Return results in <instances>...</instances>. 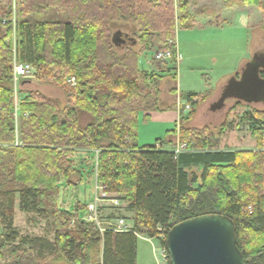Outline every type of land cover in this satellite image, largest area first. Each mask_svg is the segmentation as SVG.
Returning <instances> with one entry per match:
<instances>
[{
	"label": "trees",
	"instance_id": "16d2710c",
	"mask_svg": "<svg viewBox=\"0 0 264 264\" xmlns=\"http://www.w3.org/2000/svg\"><path fill=\"white\" fill-rule=\"evenodd\" d=\"M243 1L264 9V0ZM114 21L139 27L140 52L117 55ZM196 25L190 0H19L17 11L13 0H0V221L6 230L0 234V264L17 240V197L21 212L51 220L54 239H33L29 250L17 246L4 264H137L139 236L163 234L166 248L174 225L209 214L233 220L246 264H264V109L244 115L261 151H221L225 128L216 136L209 127H188L193 111L181 114L168 132L178 134L186 150L138 145L139 122L161 111L160 83L171 75L159 66L158 72L141 71L138 55L160 48L176 63L177 26ZM14 35L17 63L32 66L39 79L56 75L68 96L66 107L32 91L17 110ZM116 67L124 73L115 76ZM68 77L76 79L75 87L66 84ZM183 97L196 100L195 109L208 95ZM80 112L91 119L83 128ZM84 150L98 152V182L134 214L133 232L102 233L59 207V183L81 182L74 156Z\"/></svg>",
	"mask_w": 264,
	"mask_h": 264
},
{
	"label": "rangeland",
	"instance_id": "374dc122",
	"mask_svg": "<svg viewBox=\"0 0 264 264\" xmlns=\"http://www.w3.org/2000/svg\"><path fill=\"white\" fill-rule=\"evenodd\" d=\"M18 1L19 0H13L14 11L18 9ZM190 12L191 14L202 12L201 14L204 15L203 17L205 19L204 22L208 20L217 22L218 18L215 17L218 15H222L224 19L229 21V25L225 26L224 32H217V34L224 39L223 44L216 46L213 39L211 40L208 35L197 33V35H193V43L189 40L184 46L183 53H181L183 62H180L178 56L176 63L171 61L154 62L155 54L160 49L156 48L151 53H140L138 55L139 69L143 72H158L157 66H159L164 71L169 70L171 75H175L177 71L178 78L176 81L179 91L182 92V94H179L178 102L183 108V111H181L183 116L189 115L185 108L188 101L185 97L181 98V95L185 96V93L188 91H198L202 92L201 95H208V98L204 102H201V105L199 104L200 109L197 110L198 105L194 109L195 111L193 110L194 115L187 123V126L194 129L209 127L210 131L216 136H219L222 127L225 128L224 133L220 136L218 149L221 151H261L259 150L257 140L252 137L250 125L244 121V115L256 109H264V101L259 103H247L228 97L221 102L220 100L226 87L216 94L215 101L211 103L209 99L214 95V90H217L220 83H222L221 79L225 73L236 68L237 72L239 71L238 69H241L238 63L244 54L247 58L253 55L256 58L264 60V9H260L254 5H245L243 0H230L226 3L222 0H190ZM240 14H242V16H240ZM250 14L251 24L258 23L257 16H260V24L258 25L260 27L255 31L256 36L253 31L254 28L250 30L247 28L249 21L246 19V15L248 16ZM111 29L113 35L117 34L121 39L125 40L124 44H121V46L115 49L118 56L126 57L129 54L128 50L134 53L140 52L141 45L138 41L140 29L136 24L114 21L111 23ZM177 30L178 36H181V29L177 28ZM1 34L4 35V29L1 30ZM176 35L175 41H177ZM13 37L11 43L14 48V40L16 37L15 35ZM259 45L262 51L255 55V50ZM124 71V68L116 67L114 69V74L115 76H120ZM171 75L165 77L160 83V109V105L162 106V97L165 102L170 103L171 99H169L168 96L175 93L173 86L176 84V81L172 79ZM240 77L241 76L238 74V79H240ZM56 78V75H46L45 73L42 79L37 77L31 79L20 78L17 85L14 86L15 105L17 110H19L22 100L24 99L23 93L28 94L32 91H38L44 96L57 101L62 107H66L68 104L67 93L62 86L56 84ZM24 80L29 81L31 84H23ZM237 104H239V106L236 107ZM210 106H221V110L211 112ZM234 108L235 110L232 111ZM90 120L87 114L80 112L81 128L85 127ZM191 125L193 127H191ZM167 136L168 129H152L150 121L144 122L142 119L140 120L138 136V145L140 147L155 145L156 143L160 145L161 142L165 143ZM177 138L179 139V143L176 148L183 145L186 150V148H188L187 144L181 143L180 137ZM81 153L82 152L79 151L74 156L77 168L81 172V182L78 183L77 181V185H72L66 181H61L59 183L58 205L63 210L78 214L80 218L85 219L88 212L86 206L94 201L97 179L96 161L95 157ZM73 180H78V177L75 176ZM15 211L14 228L17 232V240L14 244L8 245L5 249V258L1 261V264H4L11 258V251L17 246L29 250L33 247L30 244V241L33 239L39 238L49 241H53L54 239V234L50 227L51 220L41 215L21 212L19 197L16 199ZM128 211L124 203L120 208H115L110 203L101 206L99 209V216L100 221L103 222V228H109V224L119 218H125L131 225L133 219L131 220L129 218L130 214ZM132 218H134V216H132ZM0 234H6V230L1 224V221ZM164 240L165 236L163 234L160 239L157 238L152 241L139 237L137 264H169V261L166 263L159 260L160 247H162L163 250L165 249V247L162 246V241ZM52 264L65 263L55 259L52 261Z\"/></svg>",
	"mask_w": 264,
	"mask_h": 264
},
{
	"label": "water",
	"instance_id": "95a60500",
	"mask_svg": "<svg viewBox=\"0 0 264 264\" xmlns=\"http://www.w3.org/2000/svg\"><path fill=\"white\" fill-rule=\"evenodd\" d=\"M113 43L118 47L125 40L116 34ZM261 72H264V60L254 57L241 72L240 79L229 81L220 101L232 97L247 103L263 102ZM165 244L170 264H246L237 245L236 226L223 215H202L180 222L169 230Z\"/></svg>",
	"mask_w": 264,
	"mask_h": 264
},
{
	"label": "crops",
	"instance_id": "0c3cea01",
	"mask_svg": "<svg viewBox=\"0 0 264 264\" xmlns=\"http://www.w3.org/2000/svg\"><path fill=\"white\" fill-rule=\"evenodd\" d=\"M201 13L202 12H197V14H194V16H196V20H197L196 27L184 29L182 27L177 26L178 29L179 28L181 29V36L180 35L178 36V30H177V35H176L177 41H175L176 48H177V55H178V59L180 60V62H183L182 57H181V55H182L181 53H183L185 44H187V41H189V40H190L191 43H193V35H197V33H201V35H208V37L211 40L213 39V41L215 42L216 46L222 45L223 42H224V39L220 35H218L217 32H219V31L220 32H224V28H225L226 25H229L228 24L229 21L224 19L222 17V15L221 16L218 15V16L215 17V18H218L217 22L216 21L213 22L211 20H208L207 22H204L205 21V19L203 17L204 15L201 14ZM240 16H242V14H240ZM250 18H251V14L248 15V16L246 15V19H248V21H249L247 28H248V30L254 28L253 31H254V34H255V31L260 27V26H258L260 24V19H259L260 16H257L258 23H256V24H251V19ZM209 19H211V18H209ZM184 33H186V34H184ZM255 36H256V34H255ZM261 51H262V48L259 45V46H257V48L255 50V54H257L258 52H261ZM251 54H254V53H251ZM253 58H254L253 55H252V57L247 58L246 55L244 54L240 58L239 63H238L239 64V68L241 66V69H238L239 71L237 72L236 71L237 68H236V69H233V70H231L228 73H225L223 75V77L221 79L222 83H220V85H219L217 90H214L215 91L214 95L209 99L211 101V103L213 101H215L216 94L218 92L222 91L227 86V84L229 83V81L232 78H237L238 79V74L239 75L241 74L243 69L246 67V65ZM176 77L178 78L177 71H176ZM25 83L31 84L29 81L24 80L23 84H25ZM175 83L176 84L173 86V90H175V93H172V94L170 93L171 95L168 96V98L171 99V102L170 103L165 102V100L162 97V99H161L162 106L160 105L161 111L149 113L150 123H151L152 129L155 128V129L158 130V128H164V129H168V132H170L171 130H173L175 128V126L179 125V122H180V119H181V111H183L182 110L183 108L181 107V105H179L178 101H179V94L180 93L182 94V92H180L179 89H178L177 81ZM191 92L202 94V92H198V91H188V92L185 93V95L188 94V93H191ZM23 95H24V98L27 96V94H24V93H23ZM183 96L184 95H181V98ZM200 105L198 106L197 110L200 109ZM210 107H211V109H210L211 112H217V111L221 110L220 109L221 106H219V107L218 106H216V107L215 106H210ZM191 124H192V122H191ZM192 125H191V127H193ZM177 137H179L178 134L177 135H172V134L168 135L166 137V142L165 143L161 142L160 146L162 144L161 147L164 150H168V151L176 150L177 144L179 143V139ZM156 144L158 145L159 143H156ZM147 146H153V145H147ZM147 146H142V147H147ZM84 151H86V152L81 151L82 152L81 154H86V155L89 154L90 156L95 157V161H96V158H97V153L96 152L87 151V150H84ZM188 168H187L188 171H190V169L193 171V165L192 164ZM194 169L197 170V171H200L201 167H198V168L194 167ZM94 195H95V192H94ZM128 212L130 214L129 218L132 220L133 219L132 216H134V214L131 211H128ZM127 223L129 224L128 221H127ZM130 226H133V221H132V224ZM139 237L146 238V237H143V236H139ZM146 239L149 240V241L154 240V239H148V238H146Z\"/></svg>",
	"mask_w": 264,
	"mask_h": 264
},
{
	"label": "built area",
	"instance_id": "2783aa9c",
	"mask_svg": "<svg viewBox=\"0 0 264 264\" xmlns=\"http://www.w3.org/2000/svg\"><path fill=\"white\" fill-rule=\"evenodd\" d=\"M169 45H173V42H169ZM13 54H14V86L17 85L19 82L20 78L24 79H31V78H36V70L29 65H23V64H18L16 61V39L14 40V48H13ZM155 61L158 62H168L171 61L173 62V55L172 53L167 50V51H158L155 54L154 57ZM178 60V59H177ZM66 84L75 87L76 86V79L74 77H68L66 79ZM197 101L193 102H188L185 105L186 112L191 113L194 110V104ZM157 147H160L158 144ZM184 146L180 145L176 149V153L181 152L184 150ZM98 154V152H96ZM96 167H97V158H96ZM96 178H97V173H96ZM110 203L113 207L115 208H120L123 205L122 200L113 195L109 194L106 192V188L101 185L98 182V179H96V184H95V195H94V201L88 204L87 207V215L86 218L84 219L85 221L89 223L95 224L102 233L106 231H113V232H133V226H130L125 218H119L116 221L112 222L109 224V228H103V222L100 221V216H99V209L101 206H104V204ZM250 211L252 210L249 208ZM160 261L163 262H168L169 261V256L166 248L163 250L162 247H160Z\"/></svg>",
	"mask_w": 264,
	"mask_h": 264
},
{
	"label": "flooded vegetation",
	"instance_id": "af4514ba",
	"mask_svg": "<svg viewBox=\"0 0 264 264\" xmlns=\"http://www.w3.org/2000/svg\"><path fill=\"white\" fill-rule=\"evenodd\" d=\"M260 76H261L262 78H264V72H261V73H260Z\"/></svg>",
	"mask_w": 264,
	"mask_h": 264
}]
</instances>
